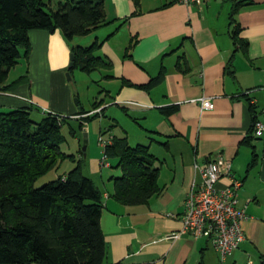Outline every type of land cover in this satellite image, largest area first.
Wrapping results in <instances>:
<instances>
[{
  "label": "crops",
  "instance_id": "1",
  "mask_svg": "<svg viewBox=\"0 0 264 264\" xmlns=\"http://www.w3.org/2000/svg\"><path fill=\"white\" fill-rule=\"evenodd\" d=\"M240 1L104 0L107 24L88 35L67 40L59 29L30 30L26 72L12 80L9 73L0 87V112L19 107L57 112L83 121L86 131L88 121L77 114L66 77L71 49L103 41L96 54L111 65L97 70L115 87L103 86L101 94L137 128L114 119L102 136L148 145L157 158L160 186L148 202L124 205L112 196L121 170L111 162L102 166L103 156L85 166L104 194L107 263L264 264V135L252 133L254 120L264 121V0ZM236 30L241 43L233 38ZM201 97L210 98L212 107L203 109ZM100 100L97 110L106 105ZM215 156L228 159L231 176L243 181L239 201L247 214L241 223L246 238L224 260L206 237L182 231L189 189L201 182L202 166ZM229 182L224 175L217 186Z\"/></svg>",
  "mask_w": 264,
  "mask_h": 264
},
{
  "label": "trees",
  "instance_id": "2",
  "mask_svg": "<svg viewBox=\"0 0 264 264\" xmlns=\"http://www.w3.org/2000/svg\"><path fill=\"white\" fill-rule=\"evenodd\" d=\"M238 4L232 8V21ZM105 24L104 0H0V87L4 88L19 59L28 58L30 30L59 29L71 40ZM233 38L242 42L237 30ZM102 45L97 39L89 46H73L70 70L80 66L91 72L110 66L96 54ZM102 104L103 100H96L93 111L79 107L77 114L88 121L102 114L105 107L97 110ZM70 118L47 112L37 122L28 107L0 112V264H109L101 228L104 194L85 174L83 161L61 148L65 141L61 127ZM79 123L83 130L84 122ZM72 133L76 135L74 129ZM247 140L251 143V136ZM80 152L85 155L83 149ZM105 152L108 161L116 159L114 168L121 170L114 177L112 193L118 202L144 204L160 192L157 158L148 145H131L126 136H113ZM257 156L255 152L251 167ZM65 159L76 162L68 173L35 186L40 176Z\"/></svg>",
  "mask_w": 264,
  "mask_h": 264
},
{
  "label": "built area",
  "instance_id": "3",
  "mask_svg": "<svg viewBox=\"0 0 264 264\" xmlns=\"http://www.w3.org/2000/svg\"><path fill=\"white\" fill-rule=\"evenodd\" d=\"M168 3L186 5L202 4L205 0H165ZM201 107L211 108L210 98H199ZM253 135H264V121L255 119ZM103 147L101 165H109L106 146L112 142V137H99ZM231 162L223 156H215L201 168V182H193L185 199L183 214V232H190L195 237H206L224 260L238 249L245 240L242 221L247 218L245 209L240 205L239 189L243 181L231 176ZM224 175L230 176V182L224 188H218L217 183Z\"/></svg>",
  "mask_w": 264,
  "mask_h": 264
},
{
  "label": "rangeland",
  "instance_id": "4",
  "mask_svg": "<svg viewBox=\"0 0 264 264\" xmlns=\"http://www.w3.org/2000/svg\"><path fill=\"white\" fill-rule=\"evenodd\" d=\"M26 69L27 65L24 57L22 56L19 59V63L11 70L9 79L12 80L19 76L21 73H25ZM100 71L103 72V70H93L91 72H86L82 70L80 66H78L72 69L70 73V79L68 78V76H66L69 81L68 83L71 85L74 92L73 104L77 108V110L80 109L79 107H82L85 110H91L93 109L94 102L96 100H100L103 97L106 103V105H104L103 107H107L104 112L105 115L94 117L88 120V129L86 130L88 136L85 155L82 154V156H80V151L85 145L84 131L81 130L79 126L80 121L70 118L69 121L61 127V133L65 139V141L61 145L63 152L75 155L76 160L83 161V163L85 164L84 166L86 167H90L91 163L93 162L95 165H97L99 160L102 158L103 147L99 142V137L110 127L113 128L112 125L116 123L114 122V119H116L124 127L137 128L136 123H134V120H132L130 117L119 115L120 112L113 106V102L110 97L105 98V96L101 94V89L103 86L112 89L113 87H115V85L114 83L107 82L105 79L103 80ZM98 80L99 83H97ZM43 117L44 115L42 114V111L38 108H33V110H31L32 120L39 122ZM73 129L75 130L76 135L72 133ZM114 129L116 133L119 132V128H117V126ZM108 134L104 135L103 137L106 136L108 138ZM109 161L113 164L114 167L116 159L109 158ZM75 164L76 162L72 161L71 159H65L59 164L58 167L53 168L46 174L40 176L36 180L35 186L40 187L48 182L57 179L60 175L68 173L75 166ZM32 264L39 263L34 261L32 262Z\"/></svg>",
  "mask_w": 264,
  "mask_h": 264
},
{
  "label": "water",
  "instance_id": "5",
  "mask_svg": "<svg viewBox=\"0 0 264 264\" xmlns=\"http://www.w3.org/2000/svg\"><path fill=\"white\" fill-rule=\"evenodd\" d=\"M74 54H71V63L69 65V68H72L74 65ZM68 78H71L70 72L67 73ZM87 136L88 133L86 131H84V143L85 145L83 146V150H86V143H87ZM262 179L264 180V154H263V162H262Z\"/></svg>",
  "mask_w": 264,
  "mask_h": 264
}]
</instances>
